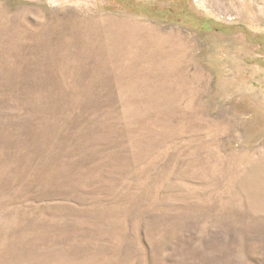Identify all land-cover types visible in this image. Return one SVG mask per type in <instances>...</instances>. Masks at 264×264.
Here are the masks:
<instances>
[{
    "label": "rangeland",
    "instance_id": "rangeland-1",
    "mask_svg": "<svg viewBox=\"0 0 264 264\" xmlns=\"http://www.w3.org/2000/svg\"><path fill=\"white\" fill-rule=\"evenodd\" d=\"M0 264H264V0H0Z\"/></svg>",
    "mask_w": 264,
    "mask_h": 264
},
{
    "label": "trees",
    "instance_id": "trees-1",
    "mask_svg": "<svg viewBox=\"0 0 264 264\" xmlns=\"http://www.w3.org/2000/svg\"><path fill=\"white\" fill-rule=\"evenodd\" d=\"M157 9H158V8H154V10H153V12H154V14H155L156 16L161 17V18H165V17L169 18V16H166V14L164 15L163 12H158V13H157V11H160V10H166L165 12L168 13V9H162V8H160L159 10H157ZM170 11H172V12H170ZM170 13H173L172 8L169 9V14H170ZM169 14H168V15H169Z\"/></svg>",
    "mask_w": 264,
    "mask_h": 264
}]
</instances>
